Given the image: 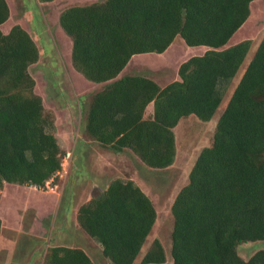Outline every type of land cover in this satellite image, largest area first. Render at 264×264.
Returning a JSON list of instances; mask_svg holds the SVG:
<instances>
[{"label": "trees", "instance_id": "trees-1", "mask_svg": "<svg viewBox=\"0 0 264 264\" xmlns=\"http://www.w3.org/2000/svg\"><path fill=\"white\" fill-rule=\"evenodd\" d=\"M252 1L90 0L58 15L71 40L72 68L104 84L88 98V139L162 169L174 162L178 122L190 115L208 121L222 108L211 144L199 151L170 205L171 264H264V248L248 259L237 252L242 242L264 240V34L252 50L249 38L229 44ZM9 15L7 0H0V26ZM177 35L188 46L207 47L179 65L178 79L161 86L144 75L121 74L133 55L162 53ZM39 57L20 24L7 32L0 27V188H45L62 169L66 151L29 72ZM156 217L141 187L116 177L77 207L75 219L111 264H133ZM165 260L154 238L139 264ZM42 264L95 262L80 246L49 245Z\"/></svg>", "mask_w": 264, "mask_h": 264}, {"label": "rangeland", "instance_id": "rangeland-1", "mask_svg": "<svg viewBox=\"0 0 264 264\" xmlns=\"http://www.w3.org/2000/svg\"><path fill=\"white\" fill-rule=\"evenodd\" d=\"M7 3L10 15L0 27L7 32L18 23L38 45L40 57L29 66V72L35 79V91L42 97L45 109L53 114L54 133L66 155L57 178L47 182L45 188L12 183H4L0 188V264H42L49 245L80 246L95 264H111L103 257L98 243L78 227L74 213L78 205L116 177L133 180L151 197L157 211L152 232L133 264H139L154 238L160 240L166 253V260L161 264H171L170 205L178 190L187 183L189 170L199 151L211 144L221 106L208 121L190 115L178 122L174 128L175 159L166 168H150L127 150L115 152L103 147L84 134L89 93L102 85H86L72 68L70 40L57 20L63 8L89 2L7 0ZM263 34L264 0H253L249 17L230 42L249 38L252 50ZM206 49L204 45L188 46L177 35L162 53L133 55L122 74L144 75L164 86L178 79L177 70L184 60L202 54ZM241 69L229 88L236 84ZM262 248L264 240L242 242L237 245V252L243 259H248Z\"/></svg>", "mask_w": 264, "mask_h": 264}, {"label": "crops", "instance_id": "crops-1", "mask_svg": "<svg viewBox=\"0 0 264 264\" xmlns=\"http://www.w3.org/2000/svg\"><path fill=\"white\" fill-rule=\"evenodd\" d=\"M87 1H90V0H87ZM74 4H76V3H73V4H71V5H74ZM70 6V5H69ZM68 7V6H67ZM64 9V8H63ZM60 13V12H59ZM57 20H58V18H57ZM59 25V24H58ZM241 28V27H240ZM239 28V29H240ZM61 29V28H60ZM238 29V30H239ZM237 30V31H238ZM62 31V30H61ZM63 32V31H62ZM236 33V32H235ZM69 38V37H68ZM232 38V37H231ZM70 40V39H69ZM240 40H243V38L242 39H237L236 41H233V42H230L231 41V39L229 40V44H234V43H236V42H238V41H240ZM70 45H71V40H70ZM124 72V69H123V71L121 72V74ZM127 74V73H126ZM78 75H80L79 73H78ZM80 77H82L81 75H80ZM82 79H83V81L86 83V85H88V86H90V87H94V86H98V85H102V86H99V87H97L94 91H97V90H99V89H101L102 87H103V83H93V82H90V81H87L86 79H84L83 77H82ZM93 91V92H94ZM92 92V93H93ZM92 93H89L90 95L92 94ZM88 94V95H89ZM89 95V96H90ZM89 98V97H88ZM87 102H88V100H87ZM44 104V103H43ZM150 105H151V107H152V103H150L148 106H147V108H146V111H148V113L152 110V108L150 109ZM86 107H87V103H86V105H85V109H86ZM68 153V152H67ZM147 194V193H146ZM148 195V194H147ZM149 196V195H148ZM150 197V196H149ZM151 198V197H150ZM79 206V205H78ZM77 206V207H78ZM77 207H76V209H75V213H74V216H76V210H77ZM154 226V225H153ZM150 232H152V229H151V231ZM150 234V233H149ZM148 234V235H149ZM146 239H147V237H146ZM143 247V246H142ZM84 249V248H83ZM85 250V249H84ZM100 250H101V247H100ZM86 251V250H85ZM88 254V253H87ZM89 255V254H88ZM91 258V257H90ZM92 259V258H91ZM93 260V259H92ZM107 260V259H106ZM94 261V260H93ZM108 261V260H107ZM109 262V261H108Z\"/></svg>", "mask_w": 264, "mask_h": 264}, {"label": "built area", "instance_id": "built-area-1", "mask_svg": "<svg viewBox=\"0 0 264 264\" xmlns=\"http://www.w3.org/2000/svg\"><path fill=\"white\" fill-rule=\"evenodd\" d=\"M69 155V153H67V156ZM64 160H65V157H64Z\"/></svg>", "mask_w": 264, "mask_h": 264}]
</instances>
